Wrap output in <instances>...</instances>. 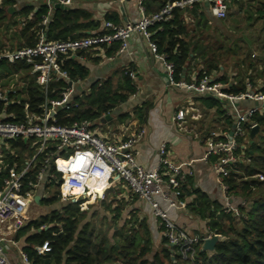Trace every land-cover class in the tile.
Returning a JSON list of instances; mask_svg holds the SVG:
<instances>
[{
    "label": "built area",
    "instance_id": "built-area-1",
    "mask_svg": "<svg viewBox=\"0 0 264 264\" xmlns=\"http://www.w3.org/2000/svg\"><path fill=\"white\" fill-rule=\"evenodd\" d=\"M40 1V0H34ZM53 0H46L47 15L42 23L48 24L54 9ZM67 4L68 0H59ZM208 4L211 15L216 19H225L230 12V0H175L165 4L160 10L144 14L138 21L117 24L106 20L100 31L66 40H51L41 31L35 46L6 49L0 51V62L14 63L25 61L32 64L31 74L45 91L44 101L39 105L40 111L34 110L29 101L24 105L23 117L17 114L9 115L6 111L0 114V229L14 222L16 227L26 225V213L34 205L38 195L47 199L50 185L58 187L59 192L66 197H72L80 211L89 210L97 201L105 198L107 191L115 182L121 180L131 193L147 201L156 219L161 223L163 235L172 255H178L182 261L196 264L199 250L207 238L215 233L209 228L194 234L180 226L171 216L172 209H179L184 203L180 197L183 189L192 177L193 171L189 163L175 162L170 156L168 146L162 143L159 149L160 162L154 169H147L137 159L138 142L144 137L145 129L123 137L119 140H109L93 128L91 121L74 122L62 125L57 122L56 114L61 108H70L78 104L73 99L76 92L67 70L62 68L61 55L77 57L79 52L100 47H110L119 44L118 51L128 48L129 40L134 33L142 34L149 40L151 50L165 62L169 82L201 95H215L232 103L236 107L233 135L219 139L218 135L207 139L208 151L205 158L214 162L221 181V187L230 203L225 207L232 209L233 200L228 195L229 185L223 178L230 174L229 166L241 160L238 148L246 149L250 133L255 123L250 118L259 109L252 106L239 109L236 104L244 100L264 101V83L257 88L248 82V91L240 94L224 92L226 83L216 80L215 75L204 74L200 79L193 78L177 81L174 75V64L167 61L166 55L159 52L158 42L151 38L152 27L157 23L168 21L173 16L175 8H189L194 5ZM79 57V56H78ZM130 72V76H133ZM24 74L15 72L6 74L0 72V102L7 105L21 103L26 96L20 92L26 85ZM66 79L70 87L63 89L57 97H49V86L53 81ZM53 113V114H52ZM187 111L180 109L177 118L184 120ZM235 114V115H234ZM24 140L27 146L12 148L9 140ZM6 146H3L7 144ZM32 151V154L29 153ZM244 153V152H243ZM16 156L12 166H8L10 155ZM18 158H20L18 160ZM242 161V160H241ZM261 178H264L261 176ZM188 186V185H187ZM104 187L102 193L99 188ZM46 229L42 226L40 229ZM0 237V264H13L2 245ZM49 241L39 247L44 253L49 251ZM22 258L29 264L27 254L23 251Z\"/></svg>",
    "mask_w": 264,
    "mask_h": 264
},
{
    "label": "trees",
    "instance_id": "trees-1",
    "mask_svg": "<svg viewBox=\"0 0 264 264\" xmlns=\"http://www.w3.org/2000/svg\"><path fill=\"white\" fill-rule=\"evenodd\" d=\"M155 1V0H154ZM175 0H160L159 10L168 2ZM237 0H230L236 2ZM18 0H3L0 4V20L6 16L7 6H13ZM198 5V4H196ZM194 5V6H196ZM185 8H175L170 20L157 23L152 27L151 38L158 42L159 52L166 55V59L174 64V75L177 81L185 79L190 82L188 76L189 61L191 53L197 52L203 55L205 50L198 46L192 47L184 35L187 32L184 12ZM17 11V9L15 10ZM20 15L24 21L20 38L24 43L17 48L35 46L39 40L41 31L51 40H66L87 35L86 32L76 34V30L91 29L97 27L98 21L92 19V14L83 9H54L48 24L42 23L43 16L48 13L46 3L38 1L25 2L19 7ZM83 20V21H81ZM111 20V17H106ZM100 31V30H99ZM186 36V35H185ZM115 46L113 50H117ZM13 49L14 48H10ZM4 49H0L2 51ZM83 54L81 51L79 55ZM246 54V53H244ZM205 60L204 67L200 68L196 79L204 74L213 75L212 72H221L217 81L226 83L224 92L240 94L248 91V82L244 79V73H236L231 76L223 73L222 68L215 58ZM62 68L67 70L73 81L83 80L89 70L79 57L61 55ZM246 62V58L242 63ZM241 67H244L242 65ZM226 68V67H225ZM32 64L25 61L14 63L0 62V72L12 74L21 72L24 74L26 85L20 92L26 96L21 103L7 105L0 102V114L6 111L9 115L17 114L22 119L24 105L30 102L34 110L40 111L39 105L44 101L45 91L36 82L31 74ZM130 70H127L122 83L117 85L112 80L96 84L89 94L75 92L73 99L78 101L77 105L70 108H61L57 111V122L62 125L72 124L76 121L94 122L97 118L111 112L120 103L127 101L132 93L136 91V85L130 80ZM252 84L253 81H250ZM70 87L66 79L53 81L49 86V97H57L59 93ZM208 107H217L219 114L225 116L227 127L225 131L230 132L234 124L233 115L226 114L223 110V99L215 95H203L200 97ZM138 109L135 113H139ZM143 115V113H142ZM260 126V134L253 142H248L246 149L238 148L241 160L232 163L229 168L230 174L223 178L229 185L228 194L236 195L239 202H235L232 209L226 208L219 203H213L205 196H199L196 201L190 203V210L199 218L208 220V228L220 236L215 250H199L196 264H264V108L256 111L250 118ZM224 139L226 136H218ZM12 148H25L24 140H9ZM244 152V153H243ZM32 154V151L29 153ZM10 155V154H9ZM16 156L10 155L8 166H12ZM20 158H18L19 160ZM218 156L214 155L211 161L215 162ZM191 177L183 189V195L191 194L193 185ZM182 195V196H183ZM53 209L49 215L31 221L22 227L17 234V239L26 237L24 252L27 254L30 264H192L182 261L178 255L173 256L168 247L166 239L163 248L153 254L152 238L145 220L126 218L119 226L118 221L123 218L124 205L119 203L113 206V202L106 199L101 200L103 207L113 213L110 222L106 224L97 222L95 219H86L84 211H80L76 202L66 201L60 206L57 196L48 197L44 200ZM42 226L46 229L39 230ZM118 227L115 229V227ZM113 228L111 235L110 230ZM35 229L33 233H29ZM29 233V234H28ZM49 241L50 250L44 253L39 247ZM175 259H174V258ZM174 259V260H173Z\"/></svg>",
    "mask_w": 264,
    "mask_h": 264
},
{
    "label": "crops",
    "instance_id": "crops-1",
    "mask_svg": "<svg viewBox=\"0 0 264 264\" xmlns=\"http://www.w3.org/2000/svg\"><path fill=\"white\" fill-rule=\"evenodd\" d=\"M19 1L23 4L34 0H18V3ZM159 1L68 0L67 5L70 9H83L90 12L92 19L98 21L97 27L93 26L91 29H80L75 32L76 34L84 32L90 34L101 30L108 16L111 17L110 21L121 25L138 21L144 14L158 11ZM40 2L45 3L46 0L38 1V3ZM228 15L229 17L244 16L242 19L244 22H241L245 25L244 79L247 82L252 80L254 83L252 87L257 88L261 83H264V0L231 2ZM184 18L187 26L184 38L192 44V47L198 46L205 50L203 55H199L197 52L191 53L192 59L189 61L188 76L193 79L196 78L200 68L204 67L205 60L211 58L209 56L210 48L216 49L226 45L216 44L218 34L226 37V34L230 35V30L224 27L214 29L213 24L222 19H216L211 15L208 4L198 3L196 6L186 8ZM236 26V29H240ZM129 41L128 48L123 51H118V48L113 50L115 46L119 47V44L82 51L83 54L79 55L78 59L87 66L89 74L85 79L75 82L73 87L76 92L89 94L96 84L112 80L117 85V83L125 81L124 75L127 70L134 73L129 77L136 85V91L130 95L127 101L120 103L111 112L92 122L93 128L97 131V128L106 127L102 136L112 141L132 135L144 128L145 135L138 142L136 148L139 151L137 155L139 163L147 169H154L159 164V149L162 143L167 144L172 160L175 162L187 161L189 168L193 171L192 193L180 197L184 204L181 208L172 209L170 212L172 218L180 226L185 227L191 233L201 234L208 229V220L196 216L189 208L190 203L196 201L201 195L213 203L216 202L224 206L230 203L221 187L214 162L210 158L207 160L205 158L208 151L206 142L211 136L223 135L224 137L227 133L230 134L233 126L230 132L225 131L227 122H225V116L218 113L217 107H208L202 102L200 97L203 95L169 82L165 62L151 50V42L142 34L134 33ZM220 66L223 73L227 72L231 76L236 74V72L232 73L225 68V65L220 64ZM212 73L216 77L221 74V72L215 71ZM255 105V101L249 99L236 104L239 109L244 110ZM222 107L228 115L236 111V107L225 100H223ZM263 108L264 106L261 105L259 109ZM137 109L140 111L138 114L135 113ZM180 109L188 112L184 120L177 118ZM260 133L257 134L254 141ZM249 142H252L251 135ZM119 181L114 183L103 199L113 202V206L119 203L124 205L123 218L118 221V225L121 222L123 224L126 218L131 217L145 220L153 241V251L157 252L164 245L166 246L161 223L154 216L149 203L132 194L129 187ZM44 200L46 199L42 198L40 202L30 206L26 213V220L34 221L49 215L53 206L48 205ZM101 200L91 207H103ZM84 212L87 213L88 210ZM22 227L18 229L15 223L11 222L8 226L0 229V237L6 241L4 242L6 244L5 252L8 253L14 264H25L22 252L26 245V237L22 236L17 239V234ZM117 228L116 226L115 229ZM34 231L35 229H31L29 233Z\"/></svg>",
    "mask_w": 264,
    "mask_h": 264
},
{
    "label": "rangeland",
    "instance_id": "rangeland-1",
    "mask_svg": "<svg viewBox=\"0 0 264 264\" xmlns=\"http://www.w3.org/2000/svg\"><path fill=\"white\" fill-rule=\"evenodd\" d=\"M3 0H0V4ZM22 1V0H21ZM21 2L14 4L13 6H7V12L6 16L3 20H0V49H10V48H17L20 44L24 43V40L20 38L21 32L23 30V24H24V17L20 15L19 7L21 6ZM13 7V12L9 11V8ZM17 9V11H15ZM242 19H244V16H237V17H228L226 19H222L220 21H217L213 24L214 29L224 27L228 30H230V35L226 34V37L224 35L218 34L216 44L219 43L225 46L217 47L216 49L210 48L209 56L212 58L213 56H216L215 58L219 62V64L225 65V67L231 71L232 73H244V67H241L242 65H245L242 63L244 61V24L241 22H244ZM26 23V21H25ZM239 24L240 26H236ZM238 27L240 29L235 28ZM201 34V33H200ZM199 34V35H200ZM215 75V74H213ZM220 113V112H218ZM104 130H106V127L97 128V131L103 135ZM8 145L5 144L3 146ZM260 179H264L261 178ZM264 177V176H263ZM120 183H123V181H119ZM49 197L57 196V203L62 206L66 201H70L72 197H66L63 196L59 190L58 187L55 185H50L49 191L47 193ZM233 199V205L235 206V202H239L241 198H239L236 195H231ZM98 203V201L96 202ZM95 203V204H96ZM98 205V204H97ZM85 216H87L86 219H95L97 222L103 223L105 226L107 223L110 222L111 218L113 217V213L106 210L104 207H98V208H92L88 210L87 213H85ZM32 218V216H31ZM34 219V218H33ZM121 222V221H120ZM122 225L119 224V226ZM110 233L112 235L113 228L110 230ZM160 249V248H157ZM161 250V249H160ZM158 250L157 252H159ZM156 251V250H155ZM153 251L155 254L156 252ZM152 254H150V257L152 258Z\"/></svg>",
    "mask_w": 264,
    "mask_h": 264
},
{
    "label": "water",
    "instance_id": "water-1",
    "mask_svg": "<svg viewBox=\"0 0 264 264\" xmlns=\"http://www.w3.org/2000/svg\"><path fill=\"white\" fill-rule=\"evenodd\" d=\"M54 3V9H70V7L67 5V4H64L62 3L61 1L59 0H53L52 1ZM13 7H10L9 8V11L13 12ZM255 104L257 107L259 106H264V101L260 102V101H255ZM53 114V113H52ZM233 127H235V125H233ZM260 126L259 125H256L255 127H253V129L251 130V137H252V142L254 141L255 137L257 136V134L260 132ZM230 135H233V130L230 132ZM104 190V187H100L99 188V192L102 193ZM41 197L40 195H38L36 197V201L37 202H40L41 200ZM39 230H42V229H39ZM220 240V236L218 234H215L213 235L211 238H207L203 244V250H210V251H213L215 250V247H216V244L217 242ZM2 245L3 247H6V244L4 242H2ZM5 251V249H4ZM174 258V257H173ZM175 259V258H174ZM173 259V260H174ZM12 261V260H11ZM14 264V262H12Z\"/></svg>",
    "mask_w": 264,
    "mask_h": 264
}]
</instances>
